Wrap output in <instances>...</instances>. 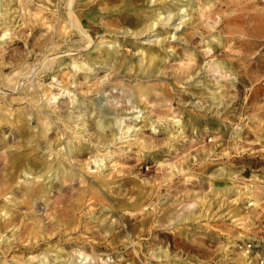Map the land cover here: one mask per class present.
I'll return each mask as SVG.
<instances>
[{"label":"rangeland","instance_id":"1","mask_svg":"<svg viewBox=\"0 0 264 264\" xmlns=\"http://www.w3.org/2000/svg\"><path fill=\"white\" fill-rule=\"evenodd\" d=\"M71 1L0 0V264H264V0Z\"/></svg>","mask_w":264,"mask_h":264},{"label":"bare ground","instance_id":"2","mask_svg":"<svg viewBox=\"0 0 264 264\" xmlns=\"http://www.w3.org/2000/svg\"><path fill=\"white\" fill-rule=\"evenodd\" d=\"M69 1V0H68ZM74 0H72L71 2H73ZM180 1V0H179ZM68 2H66V4H67ZM124 3H126L127 5H129L130 3H131V0H127L126 2H124ZM72 4V3H71ZM70 5V4H69ZM71 6V5H70ZM67 7V6H66ZM69 7V6H68ZM67 10H68V8H67ZM70 10V9H69ZM68 10V11H69ZM178 10H179V8H177V12H178ZM72 11V10H71ZM71 11L69 12V13H71ZM171 12V11H170ZM170 12H168V13H170ZM198 12V11H197ZM68 13V12H67ZM162 13L160 12V13H155V17H157L158 18V16H160ZM175 14H177V13H175ZM174 14V15H175ZM76 17V16H75ZM36 18V17H35ZM69 23H71V24H73L78 30H79V32H81L83 35H85V37L86 38H88V40L90 41V37L86 34V31L84 30V28H83V26H81L80 25V23L78 22H76V20L74 19V17L71 15V14H69ZM169 19H171V18H169L168 17V20ZM143 21H145V19L143 20L142 18L141 19H138V21H135V22H133L132 24H138L137 26H139V24H142L143 23ZM43 22V21H42ZM45 22V21H44ZM56 22V21H55ZM153 23V20L152 21H150V24H152ZM137 26H135V28L137 27ZM147 27V26H146ZM134 28V29H135ZM6 30H8V29H6ZM6 34L7 33H3V36L5 35L6 36ZM86 38H84V39H86ZM87 40V39H86ZM85 40V41H86ZM87 40V41H88ZM91 42V41H90ZM89 43V42H88ZM88 45V44H87ZM86 47V46H85ZM72 51V50H71ZM54 57V56H53ZM55 58V57H54ZM52 59V58H51ZM72 61V60H71ZM73 62V64H74V61H72ZM51 63H52V61H51ZM64 63H67L66 62V60H63V61H59L58 63H57V65H61V64H64ZM72 64V65H73ZM50 65V64H49ZM75 66L74 67H76V66H78L76 69H81L82 71H92L91 69L95 66V65H97V63H96V61L93 59V58H89V59H86V58H84L83 59V61L81 62V63H79V65L78 64H74ZM53 66V65H52ZM51 66V67H52ZM73 68V67H72ZM52 69V68H51ZM78 69V70H79ZM34 70V69H33ZM45 70H47V69H45ZM74 70V69H73ZM77 70V71H78ZM28 71V70H27ZM81 71V72H82ZM76 75V74H75ZM31 76V75H30ZM28 78H30V77H28ZM27 78V79H28ZM84 78H86V77H84ZM24 79H26V78H24ZM26 79V80H27ZM32 79V78H31ZM20 80V79H19ZM18 80V81H19ZM23 81V80H22ZM16 82V85L18 84L19 86H20V84L21 83H19V82H17V80L15 81ZM28 84H30V87H33V88H37L38 86H36V84H34L32 81H29V82H27ZM24 86V85H23ZM35 86V87H34ZM16 89V88H15ZM30 89V88H29ZM40 90V89H39ZM23 97V96H22ZM37 97V96H36ZM75 97V96H74ZM25 98V97H24ZM51 98H52V100L53 99H55L56 97H55V95H52L51 96ZM50 98V99H51ZM40 99H41V97H40ZM36 101V100H35ZM48 101H49V99H48ZM41 102V101H40ZM50 102V101H49ZM75 103V102H74ZM31 104V103H30ZM36 104H37V102H36ZM42 104V103H41ZM76 104L77 105H79V103H77L76 102ZM47 105V104H46ZM49 105V104H48ZM42 106V105H41ZM40 105L38 106L39 107V109H36V112H35V118H36V120H37V122H39L41 125H40V129H39V131L40 132H42V133H44V134H47L48 133V131L53 127V125L55 126V127H57V124L55 123V121H56V118H54L53 116H51V113H50V111H48V110H43L42 109V107H41ZM6 112H7V110H5ZM80 113V112H79ZM78 114V113H77ZM76 114V115H77ZM27 115H30V117H31V111H30V109H28V108H26V109H24V110H19V111H16V112H12V118L9 120L12 124H14V125H16L17 123H20L21 121H25V116H27ZM72 116V115H71ZM28 119V118H27ZM67 119V118H66ZM0 122H1V119H0ZM29 124V123H28ZM80 126H82V124H79ZM159 125H162V126H166L167 127V125L166 124H164V123H160ZM153 126V125H152ZM154 128H156V126L154 125L153 126ZM62 130L60 129V130H56V132H57V134L59 133V132H61ZM74 132V131H73ZM168 133H170V134H173V130H171V129H169L168 128ZM15 133H13V135H14ZM83 137H79V136H73V138H71V137H69L68 139H67V141L66 142H63V141H60V139H58L57 140V142H56V144H55V146H51V144H50V146H49V149H50V151H53L54 149H56V147L57 146H63V147H60L58 150H57V153H55L54 155L58 158V155H59V153H61V154H63V155H65L66 157H68V158H70L71 159V157H75V156H78L79 154H82L83 152H85L86 151V153H91V152H89V150L88 149H90V146H88L84 141H82L81 139H82ZM77 139V140H76ZM101 142V141H100ZM108 143L106 142V141H104V140H102V142H101V145L102 146H106ZM56 158V162H55V166H51L50 164H48V163H46V164H44V166L43 167H41V169L39 170V172L37 173V174H35V176L33 177V178H36V179H40V178H42L43 180L44 179H46V178H48V180L50 181V182H52V180H50V176L48 177L47 175H48V173L49 172H51V175H53V174H55L56 173V171L58 170V173H61V174H63L64 175V171L62 170V168H61V166H60V161L58 160ZM92 158V159H91ZM88 159H89V162H90V164H93L94 165V167L93 168H96V171L95 172H93V173H89L88 172V176L89 175H94V177L95 178H92L91 176V179H93V184L91 185V186H89L88 187V189H89V192L91 193V195H90V197L89 198H94V196L96 195L95 193H97L96 192V187H101V185L99 186V184H100V181H102L103 179H104V177H105V173H104V168L103 169H101V167L103 166L102 165V156H100V157H98L96 154L94 155V154H92V155H89V157H88ZM35 161V160H34ZM34 161H33V163H34ZM40 163L41 162H35L34 164H36V165H40ZM65 167V166H64ZM90 168H92V165L91 166H86V169H90ZM106 168V167H105ZM29 170V169H28ZM65 170V169H64ZM30 171V170H29ZM29 171H25V174H26V176H29V175H31V173L29 172ZM66 173H67V171H66ZM67 176H68V174H67ZM58 180V179H57ZM27 190H29V189H27ZM37 191L40 193V192H44V189H36V190H34V192L33 191H31V190H29V195H33V194H35V193H37ZM236 191V190H235ZM79 247H81V246H79ZM30 255V254H29ZM85 257H87V256H85ZM40 259V261L41 262H44L45 261V256H43V257H40L39 258Z\"/></svg>","mask_w":264,"mask_h":264}]
</instances>
